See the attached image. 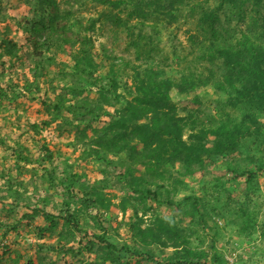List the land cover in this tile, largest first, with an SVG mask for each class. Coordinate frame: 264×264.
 I'll return each mask as SVG.
<instances>
[{
  "label": "rangeland",
  "instance_id": "374dc122",
  "mask_svg": "<svg viewBox=\"0 0 264 264\" xmlns=\"http://www.w3.org/2000/svg\"><path fill=\"white\" fill-rule=\"evenodd\" d=\"M173 1L175 7L165 12L135 17L132 16L131 7L110 11L97 0H57L61 11L72 9L85 26L96 21L95 29L90 34L98 52L104 50L109 59L106 63L105 59L102 60L99 73L103 84H108V69L115 65L121 86L118 91L121 99L112 98L109 103L101 102L102 96L94 85L90 86L86 81L79 83L74 74L67 73L69 68L64 64H72L67 54L54 48L51 52H45L46 60L37 82L41 89L40 96L33 90L27 98L19 99L11 107L0 109V170L17 174L18 170L14 167L16 158L11 149L17 142L29 147L37 159H41V146L46 144L56 154L55 165L60 167L59 173L62 170L68 174L79 172L81 182L100 185L105 196L115 204H119L125 196L129 198L132 205L128 207L126 215L123 217L119 213L116 222L108 228V234L118 246L128 244L132 249L135 247L129 229L130 217L134 213L132 206L135 205L138 216L146 221V226L155 225L157 219L170 224L172 221L186 237L189 247L195 252H207L209 259L216 251L222 258V264H264V173H256L251 180H248L247 175L239 176L247 171L255 172L256 166L261 161L264 163V109L236 102L233 99L236 96L231 95L230 91L217 90L215 87L213 76L218 79L222 73L216 65L212 67L210 54H206L213 37L206 25L209 21H204V18L208 14L215 15L217 21L214 27L222 42L237 40L246 32V26L231 5L221 7L220 0ZM29 2L5 0L6 16L11 18L17 15L23 28L32 27L38 12L30 8ZM112 16H120L123 25L119 27L109 21ZM74 25L79 26L77 22ZM5 28L0 20V42L6 34ZM8 36L22 46L23 51L32 52L27 32L13 25ZM42 52L44 54V50ZM51 58L54 61H49ZM33 66L28 59L27 66L12 71V77L21 85L35 81ZM152 68L173 84H182L185 76L192 81L196 79V87L190 91L182 92L176 87L170 90L171 103L186 122L185 140L190 136L189 130H208L221 121L229 120L241 127L240 139L235 147L221 157L204 156L202 163L195 165L192 173H187L184 166L177 162L165 165V179L147 177L153 182L147 185L153 195L156 194L162 200L169 197L176 204L171 207L164 201L145 205L134 194L123 174L128 153L124 151L115 156L103 154L107 161H104L103 155L84 158L82 154L87 147L82 148L78 142L80 136L77 128L91 132L92 129L106 127L110 122L112 107L121 108L133 100L130 81L136 83L138 74H145ZM201 79H210L211 84L201 85ZM70 82L77 87L81 85L89 89L78 100L93 106L102 105L103 110L90 115L83 113V110H70V103H66L67 107L57 114L53 105L58 102V97L70 98L74 95L64 89ZM39 97H43L47 105L44 106L43 99ZM35 123L39 124V133H33L29 128ZM1 140L6 142L3 144L5 147ZM33 169L40 170L37 164L20 169V178L27 186V190L21 191L20 196L7 194V185L0 178V264L4 252L20 255L23 260H31L34 264H95V250L89 251L90 245L87 244L91 236L82 240L80 235H76L73 244L69 245L74 248L69 255L37 251L35 242H53L58 235L54 233L51 236L48 232L44 237L39 230L45 225L42 219H24L23 215L28 212L26 204L35 201L36 196L47 197L58 205L61 197L44 180L38 179V176L33 177ZM32 179L36 180V187L32 185ZM78 194L81 196L80 192ZM194 201L198 203L199 211L194 208ZM149 205L152 207L148 208ZM47 209L54 210L52 205ZM18 222L21 227L15 231L11 226ZM92 229L89 234L100 232L97 228ZM153 249L163 259L174 252L173 248L165 251L157 247Z\"/></svg>",
  "mask_w": 264,
  "mask_h": 264
},
{
  "label": "trees",
  "instance_id": "16d2710c",
  "mask_svg": "<svg viewBox=\"0 0 264 264\" xmlns=\"http://www.w3.org/2000/svg\"><path fill=\"white\" fill-rule=\"evenodd\" d=\"M29 1L30 8L36 9L38 16L36 20L34 18L32 27L23 28L21 19L17 18V15L11 18L6 16L5 0H0V20L6 26V34L0 42V109L11 107L19 99L27 98L33 90L40 96L41 89L37 85L39 72L46 60L45 52H51L53 48L61 50L70 57L72 64H64V66L68 65L67 73L74 74L79 83L86 81L88 85H94L102 96L101 102L109 103L112 98L121 99V95L118 94L121 86L115 72V65L108 69V84H103V78L99 73L100 63L104 59L106 63L108 57L104 50L98 52L90 34L95 29L96 21L93 20L90 26H85L72 9L61 11L57 0ZM97 2L110 11H120L122 8L131 7L132 16L135 17L157 15L175 7L173 0H151L150 2L97 0ZM220 2L221 7L225 4L231 5L247 30L235 41L222 42L217 37L214 27L217 21L215 15H205L204 21H209L206 25L210 28L213 37L212 45L206 49V54H210L209 62L212 63V67L216 65L222 73L218 79L213 76L212 80H216L217 90L230 91L231 95L234 94L236 98L233 99H236V102H245L264 109V0H220ZM167 13L171 15L170 12ZM112 17L108 20L120 27L121 17ZM76 22L80 29H78L79 26L74 25ZM13 25L29 34L32 52L23 51V47L8 36ZM42 39L44 40L41 41ZM77 46L79 48L74 51ZM28 59L31 64H34L32 69L36 82L21 85L12 77L14 74L12 71L27 66ZM49 61H54V58ZM190 81L192 80L185 76L182 84H173L152 68L145 74H138L136 83L130 81V89H132L130 94L134 95L133 100L127 102L124 107H112L110 122L106 127L95 128L91 132H87L85 128H77L80 136L79 146L87 147L82 154L84 158L103 154L115 156L124 151L128 153L123 174L127 177L134 194L138 195L139 200L145 205L152 202L159 204L162 201L169 207L176 205L169 197L165 200L157 198V195H153L152 190L147 186L153 183L152 180H148V176L151 179L153 177L165 179L164 171L167 163L179 162L190 174L195 165L202 163L204 156L221 157L239 142L241 127L229 120L221 121L208 130H189L191 132L188 140L184 139L186 122L178 114L177 107L171 103L170 90L176 87L182 92L190 91L196 87V79L191 84ZM72 82L67 83L64 89L65 92L74 93V95L72 94L70 98L59 96L58 102L53 105L57 114L67 107L66 103H70V110H83V113L90 115L103 110L102 105L93 106L89 102L78 100V97L85 95L89 89L86 90L81 85L77 87ZM199 82L204 86L211 84L210 79L205 81L201 79ZM39 99H43L44 106L47 105L43 97ZM29 128L33 133H39V124H32ZM5 143L1 140L2 145ZM210 143H212L211 147H209ZM11 149L16 158L14 167L18 170L17 174L0 170V178L7 185V194L20 196L21 191L27 190L26 184L20 178L22 174L20 169H26L31 164H37L40 169L31 170L33 177L38 176V179L44 180L60 193L61 202L58 205L53 204L47 197L36 198V196H34L35 201L32 200L33 202L26 204L28 212L23 215L24 219H42L45 225L39 230L44 237L48 232L51 236L54 233L58 235L53 242H35L37 251L69 255L74 249L69 245L73 244L76 235H80L82 240L91 236L87 244L90 245L89 251L95 250L97 257L95 264H222V258L216 251L210 259L207 252L193 251L186 237L172 221L170 224L157 219L155 225L146 226V221L138 216L135 205L132 206L134 213L130 217L129 224L135 247L132 249L128 244L118 246L108 234V228L116 222L119 213L124 217L128 212V207L132 204L127 196L123 197L119 204H115L111 198L105 196L103 187L100 185L81 182L79 172L74 171L68 174L62 170L59 173L60 167L55 165L56 154L46 144L41 146V159L35 158L31 149L20 142ZM102 157L104 161H107L106 156ZM259 172L264 173L262 161L256 166L255 172L247 171L239 176L247 175L248 180H251ZM31 181L36 187V180ZM50 205L54 210L47 209ZM193 206L199 211L200 207L196 201ZM151 207L149 205L148 208ZM20 227L19 222L11 226L15 231H18ZM93 227L100 232L89 234V230L93 231ZM95 247L98 249L96 250ZM153 247L163 251L173 248L174 252L163 259L157 256ZM99 260L101 261L98 262ZM1 263L34 264L31 260H23L20 255L14 256L8 252L3 253Z\"/></svg>",
  "mask_w": 264,
  "mask_h": 264
}]
</instances>
